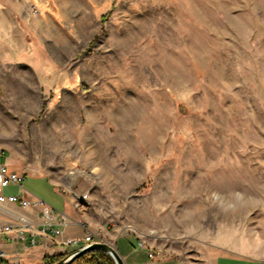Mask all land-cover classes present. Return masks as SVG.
<instances>
[{
  "label": "rangeland",
  "instance_id": "rangeland-1",
  "mask_svg": "<svg viewBox=\"0 0 264 264\" xmlns=\"http://www.w3.org/2000/svg\"><path fill=\"white\" fill-rule=\"evenodd\" d=\"M0 150L110 243L264 258V0H0Z\"/></svg>",
  "mask_w": 264,
  "mask_h": 264
},
{
  "label": "built area",
  "instance_id": "built-area-1",
  "mask_svg": "<svg viewBox=\"0 0 264 264\" xmlns=\"http://www.w3.org/2000/svg\"><path fill=\"white\" fill-rule=\"evenodd\" d=\"M5 153L0 150V242L8 244L12 252L0 250V261L20 264L22 252L49 243L51 246L69 248L68 255L85 249L95 243H105L115 251V242H108L103 236L88 230L82 222L74 221L65 212H59L42 199L36 197L29 200L30 193L24 189L26 175L10 168L5 160ZM10 187L17 192L6 194ZM19 211L37 210V216L20 213ZM78 226L82 231L81 237H69L67 228ZM136 248L145 250L149 259L161 257L159 252L148 247L142 240L136 242Z\"/></svg>",
  "mask_w": 264,
  "mask_h": 264
},
{
  "label": "crops",
  "instance_id": "crops-1",
  "mask_svg": "<svg viewBox=\"0 0 264 264\" xmlns=\"http://www.w3.org/2000/svg\"><path fill=\"white\" fill-rule=\"evenodd\" d=\"M29 193L30 195H26V196L29 198V200L34 201L37 196L32 194L31 192ZM17 211L20 213L22 212L25 214H30L31 216H34V217L37 216V212H38L37 210H29L26 212L19 211V210ZM65 213L68 216H70L67 210V207H66ZM67 235L69 237H78V236H72L68 232H67ZM82 235H83V231H82ZM126 236L127 238L125 237L123 238L122 236H119L114 240L116 250L119 252V255L124 259L126 264L128 263L130 264H184L182 261L176 258H172V257L170 258L156 257L155 259H149L148 253L145 250L136 248L135 245H136V242L138 241V238L134 237L133 235H126ZM51 242L52 240H49V243L42 244L39 246L41 248L40 250L44 254H48V255L66 254V252L69 250V248L59 247V246H54L52 248ZM0 247L9 248L10 246L6 243L0 242ZM33 249H36V248H33ZM152 260H157V261L160 260V261L154 262ZM216 264H264V258H251V257H245V256H224V257H219L216 261Z\"/></svg>",
  "mask_w": 264,
  "mask_h": 264
},
{
  "label": "water",
  "instance_id": "water-1",
  "mask_svg": "<svg viewBox=\"0 0 264 264\" xmlns=\"http://www.w3.org/2000/svg\"><path fill=\"white\" fill-rule=\"evenodd\" d=\"M104 252L112 258L115 264H125L124 259L111 246L105 243H95L85 249L78 250L72 254L67 255L63 260L55 264H72L75 260L93 252Z\"/></svg>",
  "mask_w": 264,
  "mask_h": 264
},
{
  "label": "trees",
  "instance_id": "trees-1",
  "mask_svg": "<svg viewBox=\"0 0 264 264\" xmlns=\"http://www.w3.org/2000/svg\"><path fill=\"white\" fill-rule=\"evenodd\" d=\"M68 255V253L66 254H59V255H55V256H46L43 261L45 264H55L61 260H63L66 256ZM115 264V262L112 260V258H110V256H108L107 254H105L104 252H93V253H89L77 260H75L72 264ZM0 264H7L4 261H1Z\"/></svg>",
  "mask_w": 264,
  "mask_h": 264
}]
</instances>
